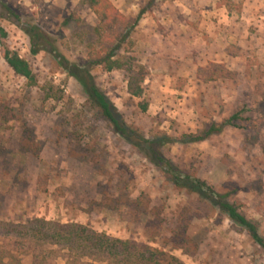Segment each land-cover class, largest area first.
Here are the masks:
<instances>
[{
    "label": "rangeland",
    "instance_id": "374dc122",
    "mask_svg": "<svg viewBox=\"0 0 264 264\" xmlns=\"http://www.w3.org/2000/svg\"><path fill=\"white\" fill-rule=\"evenodd\" d=\"M110 1L131 20L145 12L132 34L133 47L126 44L118 53L121 60L135 59V72L145 77L143 95L129 93L126 69L91 70L120 121L136 132L129 140L91 108L84 89L50 47L32 54L24 31L28 24L40 26L67 61L85 65L90 48L98 50L101 40L95 32L99 20L90 9L80 0H0L5 46L28 62L36 81L33 86L14 74L0 44V264H109L79 260L59 246L31 239L27 229L36 220L80 224L134 241L167 255L160 264H264V251L245 232L196 194L176 188L137 148V134L171 140L163 156L216 192L230 194V202L257 223L264 238V51L261 44H250L264 29L253 21L248 25L249 14L241 20L249 8L244 1L199 2L203 11L225 7V17L241 35L234 45L238 59L229 58L225 35L227 56L219 60L209 33L187 52L189 21L180 14L179 0ZM259 10L264 17V7ZM235 115L236 127L208 141L178 143ZM181 221L188 242L179 250L171 231ZM150 258L141 264H155Z\"/></svg>",
    "mask_w": 264,
    "mask_h": 264
},
{
    "label": "trees",
    "instance_id": "16d2710c",
    "mask_svg": "<svg viewBox=\"0 0 264 264\" xmlns=\"http://www.w3.org/2000/svg\"><path fill=\"white\" fill-rule=\"evenodd\" d=\"M90 11L98 18L99 25L95 32L99 36L100 47H91L92 56L85 65H72L59 52L57 48L51 45L49 37L44 30L35 24H28L24 29L28 36L32 54L36 55L42 51L43 47H50L49 53L55 58L62 69L78 81L84 89L88 102L93 110L99 113L113 129V132L120 135L123 139H131L136 132L130 130L118 118L117 111L107 100L103 92L97 86L91 70L93 67H103L107 72L114 70H127L131 74L129 78V93L140 98L143 95L142 84L144 75L135 72V59L133 57H118V53L124 45L133 47L131 41L132 34L136 30L139 22L145 12L141 11L134 20L123 15L110 0H80ZM6 34L0 29L1 55L15 75L26 79L30 85H36L33 72L24 59L18 54L11 52L5 46ZM125 47V46H124ZM142 70V67H139ZM148 106H142L143 111H147ZM239 119L238 115L233 116L222 124H211L203 132L185 135L178 143L198 144L208 141L215 135H220L226 127H236L233 122ZM137 148L145 157L157 168L163 170L170 182L181 190L196 194L201 201L209 203L217 209L222 215L226 216L234 226L239 227L245 232L252 241L264 251V238L259 232L256 222L248 219L240 208L230 202V194H220L207 184L205 181L185 173L180 167L174 166L171 161L166 159L162 154L163 146L167 140H145L137 134ZM142 144V145H141ZM136 207H142L139 200L135 202ZM180 220V219H178ZM182 220V219H181ZM179 223L176 229L171 231L172 241L175 243L174 248L182 250L188 241L184 237L187 226ZM160 226V225H159ZM27 236L33 240L44 242L52 246H59L61 249L68 250L72 255L82 258H91L98 262H108L109 264H141L149 256L150 263L160 264L166 262L167 255L162 252H156L151 248L138 246L134 241H123L111 238L104 233H98L90 230L89 227L75 223L60 224L57 222L45 220H36V225L27 229ZM148 251V252H147ZM158 253L157 256L154 254ZM173 260V258L168 257ZM148 262V263H149Z\"/></svg>",
    "mask_w": 264,
    "mask_h": 264
},
{
    "label": "crops",
    "instance_id": "0c3cea01",
    "mask_svg": "<svg viewBox=\"0 0 264 264\" xmlns=\"http://www.w3.org/2000/svg\"><path fill=\"white\" fill-rule=\"evenodd\" d=\"M203 0H179L178 2L180 3V6L182 7V11L180 14H182V16L184 18H187L186 20H188L189 22L187 23V28L188 32H189V36L186 40V45L188 47L187 52L189 50L192 49V47H194L193 45H195V42H198V38H201L204 35H207L205 33H209L210 37L212 38L213 42L216 44L217 43V52L218 54H214V57H219L218 59H222L225 58L227 55L225 54V48H223L222 44L224 41H227L226 39H224L225 35L226 37L229 35L230 37L228 38V41L230 43V59L233 60L234 58L236 59L237 54H234V51H236L235 46L240 44V39L239 37H241L240 34H238L234 27V22H232V20L230 21L229 15H227V17H225V13H227L226 8L225 7H220V6H214L213 9H209V10H201L200 9V5L198 7V3L202 2ZM217 2L218 0H211V2ZM235 1V0H233ZM245 2V8L249 6L248 10H243L241 12V20L245 19L248 15V18L250 20H246L248 21V25L250 21H253L254 23H258L256 27H260V31L261 29H264V17H259V9L264 7V0H241ZM172 4H175L177 1L176 0H172ZM173 9H175V6L173 7ZM228 14V13H227ZM244 14V15H243ZM246 16V17H245ZM195 18L194 21L197 22H190L191 18ZM258 17L262 19V21L258 20ZM232 19V18H231ZM174 20V19H173ZM213 20L215 21L214 24L217 26H213V28L210 26V21ZM262 22V23H261ZM193 23V24H192ZM176 25H180V23H174ZM245 24V22L243 23ZM224 25V26H222ZM260 25V26H258ZM191 26V27H190ZM226 26L229 27V31L228 33L226 32ZM196 30V32H195ZM210 30H214V32H207ZM193 32L196 33V36H194ZM248 35V34H247ZM246 35V39H248V36ZM250 35V34H249ZM255 36V35H254ZM256 37V36H255ZM203 42H205L203 40ZM246 43L247 40H246ZM261 44V51H264V34H261V38H252V41L250 42V44ZM235 45V46H234ZM201 47V46H200ZM238 47V46H237ZM199 49V47H198ZM197 49V50H198ZM238 59V57H237ZM185 61L191 63L192 62V58L191 56L187 58V56L185 57Z\"/></svg>",
    "mask_w": 264,
    "mask_h": 264
}]
</instances>
